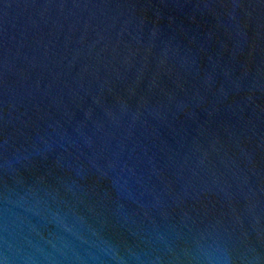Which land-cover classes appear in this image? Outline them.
Segmentation results:
<instances>
[{
  "label": "water",
  "instance_id": "water-1",
  "mask_svg": "<svg viewBox=\"0 0 264 264\" xmlns=\"http://www.w3.org/2000/svg\"><path fill=\"white\" fill-rule=\"evenodd\" d=\"M0 264H264V0H0Z\"/></svg>",
  "mask_w": 264,
  "mask_h": 264
}]
</instances>
